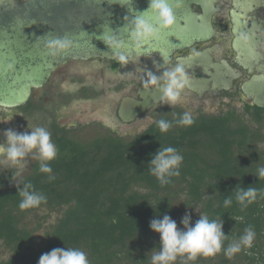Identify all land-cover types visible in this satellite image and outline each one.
I'll return each instance as SVG.
<instances>
[{
    "label": "trees",
    "instance_id": "obj_1",
    "mask_svg": "<svg viewBox=\"0 0 264 264\" xmlns=\"http://www.w3.org/2000/svg\"><path fill=\"white\" fill-rule=\"evenodd\" d=\"M228 124H197L191 134L178 139L155 125L130 141H81L51 119L45 128L58 149L50 162L55 179L49 181V174L39 172L36 160L32 171L17 182L21 188L31 183L47 202L20 210L16 184L2 188L10 173L0 172V241L11 250L0 264H38L42 254L65 247L85 252L89 264H150L148 252L159 250L160 240L150 228L151 220L167 214L183 229L181 206L199 209L198 215L190 214L193 225L202 213L217 222L222 218L228 236L215 256L194 261L178 257L174 264H264V178L253 175L264 166V155L255 145L262 137L246 125ZM161 146L174 147L183 156L180 175L163 186L148 171L151 154ZM238 184L257 189L256 200L246 208L232 194ZM231 194L232 203L225 207L224 199ZM41 207L58 208L60 216L38 242L22 219ZM250 225L255 232L252 246L226 257L223 249Z\"/></svg>",
    "mask_w": 264,
    "mask_h": 264
},
{
    "label": "flooded vegetation",
    "instance_id": "obj_2",
    "mask_svg": "<svg viewBox=\"0 0 264 264\" xmlns=\"http://www.w3.org/2000/svg\"><path fill=\"white\" fill-rule=\"evenodd\" d=\"M182 4L209 23L212 31L205 38L175 49L163 63L158 55L142 54L130 57L127 64L112 57L82 61L78 70H56L25 103L0 108V144L8 129L18 131L22 125L32 124L45 127L51 119L71 136L84 134L83 129L89 127V139L130 141L159 119L175 121L186 111L191 112L194 123H173L164 134L178 139L191 134L194 125L228 121V125H246L251 133L264 137V106L257 105L264 95V0H182ZM242 34L248 38L246 43L240 40ZM192 49L201 55L193 57ZM90 62L92 66H88ZM177 65L190 77V88L183 91L181 103L169 107L159 99L132 119H121L119 111L126 107L125 101L145 99L143 79L148 72L160 77ZM88 115L94 118L86 120ZM147 116L152 123L145 120ZM3 171L12 177L13 170L0 169Z\"/></svg>",
    "mask_w": 264,
    "mask_h": 264
},
{
    "label": "clouds",
    "instance_id": "obj_3",
    "mask_svg": "<svg viewBox=\"0 0 264 264\" xmlns=\"http://www.w3.org/2000/svg\"><path fill=\"white\" fill-rule=\"evenodd\" d=\"M182 5V0H176L175 8ZM173 5L169 0H150L148 9L143 13L150 12L154 18V23L145 20L142 16L134 17L130 25L129 37L135 50L140 51L143 45L151 41L160 39L162 31L171 29L176 23V15ZM126 18V17H125ZM104 42L114 50L113 58L120 64H127L130 57L125 55L121 49L125 44L115 35H104ZM247 36L241 35L240 40L247 42ZM45 49L49 56H60L74 46V42L68 38L48 39L45 42ZM191 55L199 57L201 53L192 49ZM7 70L12 71L14 65L7 64ZM143 88L145 90L156 89L160 95V103L172 107L182 102V93L190 88V77L182 65L165 71L162 76L157 77L151 72L147 73L143 79ZM7 105L0 104V108ZM11 120V119H10ZM148 123H152V118H145ZM173 123L182 126H191L194 118L190 111L184 112L179 119L168 121L159 119L156 125L160 132H167ZM30 132L18 133L12 129L5 131V142L0 144V169L13 170V176H19L24 170L28 159L38 161V170L41 173L49 174V181L55 179L51 175L53 169L50 162L55 160L58 149L52 141L51 133L42 126L31 127ZM183 156L174 147L161 146L155 154H151L148 163V171L155 176L160 185H167L171 178L180 175V165ZM259 180L264 178V166L257 169L253 174ZM17 186V194L22 197L19 202V209L24 211L39 207L47 202V197L33 190L31 183H23L22 188ZM235 194L236 201L242 208L252 204L257 198V189L253 186L247 188L239 184L232 194ZM232 194L224 199V206L232 203ZM183 229L177 227V223L167 214L162 218H154L150 222V228L160 237L159 250L153 248L150 252V264H174L178 257H183L187 261H194L198 257H212L222 250L223 241L227 238L222 230L223 220L220 222L210 220L207 216L201 214L200 218L191 224L190 215L186 214L182 221ZM255 238V232L250 225L245 228L244 235L238 241L233 242L224 248L226 257L231 258L235 253L241 251L242 246L251 247ZM38 264H89L85 252L75 248H54L50 252L40 256Z\"/></svg>",
    "mask_w": 264,
    "mask_h": 264
},
{
    "label": "water",
    "instance_id": "obj_4",
    "mask_svg": "<svg viewBox=\"0 0 264 264\" xmlns=\"http://www.w3.org/2000/svg\"><path fill=\"white\" fill-rule=\"evenodd\" d=\"M149 3L150 0H0V104L13 108L25 103L58 69H79L82 61L112 58L114 50L103 39L106 34L124 42L121 51L125 55L154 54L163 63L175 49L203 39L212 31L209 23L192 13L188 5L175 8L176 0H169L176 15L175 25L137 52L129 37L130 25L137 16L155 22L150 12L143 13ZM54 38H68L74 46L60 56H49L44 45ZM9 63L14 65L12 71L7 70ZM143 91L145 99L141 102L125 101L126 107L119 111L121 119H132L160 99L156 89ZM261 98L257 105L262 107L264 95ZM91 118L93 115L85 117Z\"/></svg>",
    "mask_w": 264,
    "mask_h": 264
},
{
    "label": "rangeland",
    "instance_id": "obj_5",
    "mask_svg": "<svg viewBox=\"0 0 264 264\" xmlns=\"http://www.w3.org/2000/svg\"><path fill=\"white\" fill-rule=\"evenodd\" d=\"M66 82H60V84L64 85ZM61 85V86H62ZM66 85V84H65ZM31 127H36L30 125ZM27 125H22V128H19L18 133H24V132H30L29 127L27 128ZM92 130L89 127H86L83 129L84 134L76 135L77 139L81 141H90L89 139L91 137ZM165 135V134H164ZM108 139H111L108 137ZM94 141V139L92 140ZM255 145L259 148V150L264 155V137L260 138L259 140H256ZM35 159H28L27 164L24 168V170L21 172V174L17 176H13L12 181L11 178L8 181L7 186H3L2 188H9L12 185H15L21 178L28 175L32 171V167L34 166ZM179 186L178 184L176 185ZM175 186V187H176ZM176 201H179L176 199ZM178 205V204H177ZM199 209H192L188 210L184 207L179 208V217L183 218L186 214L190 215H198ZM44 216H46L44 218ZM60 216V210L58 208L56 209H47L46 207H41L37 209L36 211H31L30 213H27L25 217L22 219V225L31 228L34 231V236L37 239L38 242H42V238L44 237L45 233L49 231L50 224H54L57 220V218ZM44 218V219H43ZM42 245V244H40ZM11 256V250L6 247L2 241H0V261L7 260Z\"/></svg>",
    "mask_w": 264,
    "mask_h": 264
},
{
    "label": "snow or ice",
    "instance_id": "obj_6",
    "mask_svg": "<svg viewBox=\"0 0 264 264\" xmlns=\"http://www.w3.org/2000/svg\"><path fill=\"white\" fill-rule=\"evenodd\" d=\"M177 20H179V16H177Z\"/></svg>",
    "mask_w": 264,
    "mask_h": 264
}]
</instances>
